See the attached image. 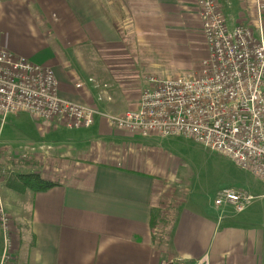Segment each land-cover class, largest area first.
Listing matches in <instances>:
<instances>
[{
	"label": "crops",
	"instance_id": "crops-1",
	"mask_svg": "<svg viewBox=\"0 0 264 264\" xmlns=\"http://www.w3.org/2000/svg\"><path fill=\"white\" fill-rule=\"evenodd\" d=\"M120 1L0 0V46L53 68L63 98L122 116L139 107L149 75L185 74L196 56L198 70L208 52L197 0ZM215 1L230 26L255 20L256 0ZM11 119L26 135L20 153L39 157L25 172L57 184L10 189L30 205L17 264H264V183L253 174L227 179L254 200L221 222L209 198L221 187L195 192L168 166L158 136L128 134L106 116L75 131L26 113ZM0 196L9 208L12 196ZM163 212L173 221L158 244ZM3 243L0 224V257Z\"/></svg>",
	"mask_w": 264,
	"mask_h": 264
},
{
	"label": "built area",
	"instance_id": "built-area-1",
	"mask_svg": "<svg viewBox=\"0 0 264 264\" xmlns=\"http://www.w3.org/2000/svg\"><path fill=\"white\" fill-rule=\"evenodd\" d=\"M208 55L194 74L148 78L139 107L122 116L63 98L53 68L18 57L0 46V119L26 113L70 131L87 129L106 116L134 136L185 138L232 161L264 183V0L255 20L230 26L215 0H197ZM82 88V84L77 85ZM254 197L232 187L215 198L222 222L228 211L243 213ZM0 264H12L7 218ZM156 234V230L154 232Z\"/></svg>",
	"mask_w": 264,
	"mask_h": 264
},
{
	"label": "rangeland",
	"instance_id": "rangeland-1",
	"mask_svg": "<svg viewBox=\"0 0 264 264\" xmlns=\"http://www.w3.org/2000/svg\"><path fill=\"white\" fill-rule=\"evenodd\" d=\"M122 1L127 3V0ZM117 2L119 4L121 3L120 0H117ZM198 60L199 56H196V62H192V68L185 69L184 73L187 74L190 71L189 73L191 74L194 69L197 71ZM170 73L168 76L153 74L149 75L148 78L152 76L167 78L182 75V72L177 70H171ZM11 120L10 116L6 124L1 125L2 122L0 119V193L3 195L6 193L12 196L11 199L9 198V208L5 204L8 203V199H3V196L2 199L0 198V204L4 208L7 218V236L9 242L12 244L14 258L12 264H17L19 253L22 251L25 230L30 216V205H26L21 196L17 198L16 193H11L9 183L14 181L17 174H28L25 172V167L34 166L33 163L37 162L36 160H39V157L34 158L33 161L29 154L23 155L20 153L19 142L26 135L18 128L14 130L13 124L10 123ZM156 145L160 152L165 153L164 156L166 157L165 159H168V166L173 165L176 172L186 179V182H188L187 178H190V181L195 184V192L208 191L217 186L221 188L232 187L241 189L233 182H229L230 180H227L229 177L241 172V169L225 157L212 153L190 140H185V138H168L164 140L158 136ZM37 164L40 165L41 163L38 162ZM181 189L184 188L182 187ZM216 194L213 192L209 196L213 206H215ZM172 221L173 217L171 214L165 212L160 214V220L155 226L156 234L154 233L158 244H162V242L168 240ZM14 244L20 245L21 249L19 252H16V249H14Z\"/></svg>",
	"mask_w": 264,
	"mask_h": 264
},
{
	"label": "trees",
	"instance_id": "trees-1",
	"mask_svg": "<svg viewBox=\"0 0 264 264\" xmlns=\"http://www.w3.org/2000/svg\"><path fill=\"white\" fill-rule=\"evenodd\" d=\"M56 186V183L43 179L42 176L37 173L17 174L14 181L9 183V188L21 195L29 189L36 192H43Z\"/></svg>",
	"mask_w": 264,
	"mask_h": 264
},
{
	"label": "water",
	"instance_id": "water-1",
	"mask_svg": "<svg viewBox=\"0 0 264 264\" xmlns=\"http://www.w3.org/2000/svg\"><path fill=\"white\" fill-rule=\"evenodd\" d=\"M170 264H173V263H170Z\"/></svg>",
	"mask_w": 264,
	"mask_h": 264
}]
</instances>
